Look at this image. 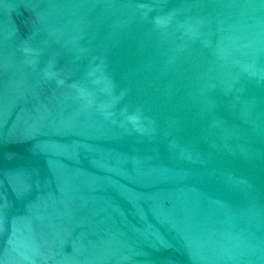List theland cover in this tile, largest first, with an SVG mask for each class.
Masks as SVG:
<instances>
[{
  "label": "water",
  "instance_id": "obj_1",
  "mask_svg": "<svg viewBox=\"0 0 264 264\" xmlns=\"http://www.w3.org/2000/svg\"><path fill=\"white\" fill-rule=\"evenodd\" d=\"M0 264H264V0H0Z\"/></svg>",
  "mask_w": 264,
  "mask_h": 264
}]
</instances>
